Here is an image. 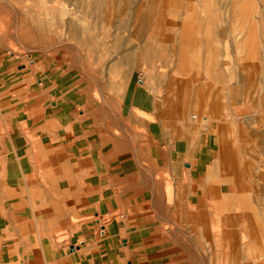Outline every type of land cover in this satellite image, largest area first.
I'll list each match as a JSON object with an SVG mask.
<instances>
[{
    "label": "rangeland",
    "instance_id": "374dc122",
    "mask_svg": "<svg viewBox=\"0 0 264 264\" xmlns=\"http://www.w3.org/2000/svg\"><path fill=\"white\" fill-rule=\"evenodd\" d=\"M0 23L8 30L0 34V83L8 81L0 86L7 122L0 157L18 159L41 206L23 197L20 214L13 201L22 190L8 189L0 255L2 221L14 212L24 221L5 223L12 245L36 234L46 239L49 228L67 253L98 262L146 264L153 256L154 264L162 254L161 264H237L223 203L237 187L246 198L264 199L255 179L264 162L252 148L242 152L240 185L221 182L217 171L209 177L207 169L215 158L225 162L218 123H233L227 138L240 136L244 147L261 132L259 120L245 123L264 122V0H0ZM78 138L93 168L95 144V170ZM18 163L0 168L2 200V190L21 177ZM65 179L70 186L81 180L82 192L106 184L77 195L75 185L61 190ZM80 201L88 206L74 209ZM33 210H53L69 227L44 218L35 225Z\"/></svg>",
    "mask_w": 264,
    "mask_h": 264
},
{
    "label": "crops",
    "instance_id": "0c3cea01",
    "mask_svg": "<svg viewBox=\"0 0 264 264\" xmlns=\"http://www.w3.org/2000/svg\"><path fill=\"white\" fill-rule=\"evenodd\" d=\"M7 83H8L7 79L1 80L0 86L3 85V87H4L5 85H7ZM4 88H6V86ZM4 92H3V94H5ZM3 98H4V96H3ZM4 105H7L6 99L4 100ZM1 118H3V119H1ZM138 119H141V117ZM258 120H259L258 125H259V129L261 130V132L256 133V140L252 139V141L251 140L247 141V143H245L246 147L243 146V144L240 140V136L238 137L236 135L238 138L235 139L233 142H231L230 139L227 138V131L228 130H230V131L232 130L234 132L233 127L230 129V127L233 123L228 122V121L225 123H222V124L218 123V126H220V125L223 126V138L222 139H223V143H224L223 154L225 157V162L223 163V165L222 164L216 165L215 162H216L217 158H215L214 161H210V163L208 165V169H207L209 177L212 176L213 174H215V171H217V173L220 174V176L222 177L221 182H223L225 184L240 185L241 183L245 182L244 180L239 182L238 178L240 175H242L244 173V170H245L247 165L238 163V158L241 156V153L246 151L248 148H252V151L256 152V154L258 155V158H259L258 159L259 163L264 162L263 158L260 157V156L264 155V130L262 129L264 126V122H262V121L260 122V118H256V120L249 118V119H247V123H245V125L247 124V127H250L251 125L255 124V122H257ZM136 121H138V120L136 119ZM6 123L7 122L4 121V115L1 114V116H0V129H1L0 135L3 138L7 134ZM137 123L139 124V122H137ZM191 126H193L194 128L197 127L194 125H191ZM225 127H229V128L226 129ZM81 128H82V124H81ZM63 131H64V129H63ZM2 132H3V134H2ZM236 132H237V130H236ZM110 133H108V134H110ZM58 134L56 136H58ZM150 134H152V132H150ZM53 135H55V134H53ZM100 135L101 134L99 133L97 139L95 140V144L97 143ZM112 135L115 136L114 134H112ZM76 136L79 137V133ZM249 136L250 137L254 136L253 130H251L249 132ZM222 139L219 136V140L222 141ZM4 140H5V138L3 139V141ZM254 141H255V143H254ZM77 142H80L83 146V142L81 141V139L78 138ZM117 142H119V141L117 140ZM95 144L92 145V148L94 150L93 154H95V158L97 159V164H96V167H94V168H93V166H91V164H88V158L87 157H88L89 153H88V151H86V148L83 146L85 148L84 151L86 153L85 154V160H86L87 165L89 166L90 170H95L99 164V159H98L97 152L95 149L96 148ZM122 148L125 150L123 145H122ZM7 151L10 152L11 151L10 148L7 149ZM247 152H248V150H247ZM126 154H127V152H126ZM7 155L5 156V158L0 157V159L2 160V161L0 160V168H2L5 163L8 164V161H12V162L17 161V163H18V159H13V160L7 159ZM128 157H129V155H128ZM129 160H131L130 157H129ZM18 166H19V163H18ZM259 166H261V165H259ZM211 169L214 170L213 173H212ZM18 170L19 171H17L16 174H17V176L19 175L18 176V178H19L21 176L19 173L20 172V166H19ZM0 173H1V171H0ZM10 173H11V170H9V173L7 174V179H9V181L11 182L13 180V177L9 178L8 175H11V176H14V175L12 173L11 174ZM132 174H133V166H132V169L130 172L131 177H132ZM255 179H256V182L262 183L264 185V171L259 167L257 168V170L255 172ZM65 180H66L68 187L65 189H61V185H60V189L61 190H68V189L72 190L71 186L75 185L74 189L79 190V193L77 195H80V194L81 195H83V194L89 195L90 193H94V192L98 193L101 189V186L103 184H106L105 182H103L99 186V188H97L95 191L82 192L83 190H82L81 180H76L74 182V184L71 186H70V184H68V180L67 179H65ZM7 182H8V180H7ZM132 184H133V180H132ZM23 186H25L26 189L28 191H30V193H32V195H23L24 194ZM108 186L110 187V189L112 188V190L115 187V186L112 187L111 185H108ZM8 189L9 190L10 189L22 190V192L20 194H18L16 199L13 201V204H14L16 211L20 212V214L23 213V210H22V208H17V206L19 204L16 205V202L18 200L22 199L23 197L25 198V197L29 196V198L31 200L32 208H33L35 201H37L39 206H40V201H39L40 199H37L33 196L35 191L32 188L26 186V184L24 183V179L21 176L18 179L17 185H11L7 188L5 187V189L2 190L3 200L0 197V210H2V212H4L3 206L5 204H7L6 203L7 200H6L5 195H7ZM236 189H234V190L230 189V191L234 192V193H232L234 195L232 196L231 202H228V203L224 202L223 203V208H224V212H225L224 218H223V223L226 227V229H225V231L227 232L226 237L230 241L229 247H230L231 253L234 256H238V261L236 262L237 264H264V199L262 197L246 198L245 195H240L238 187ZM127 193H129V190L127 191ZM110 194H111V190H110ZM117 195H118V193H117ZM124 195H129V194H124ZM207 195H211L210 192H208ZM103 198H101V199H103ZM101 199H96V201H98V202H96L97 205ZM81 203H82L81 201L77 202L76 207L74 209H77L78 206H83V207L88 206V204L83 205ZM92 204H95V201L92 202ZM74 209L71 212H73ZM52 211L53 210H51V215L49 216V218L44 219L45 221L47 220V222H49V221L55 220L58 223H60L61 225L65 226V227H69V224L67 226V225L61 223L59 221V219L55 218V214H54V212L52 214ZM233 211H238V212H241L242 214H241V216H237V214H233ZM4 214H5V212H4ZM69 214H71V213H69ZM67 218H68V216H67ZM4 221H5V216H4V220L2 222H4ZM40 229L41 228H39L38 232L40 231ZM6 230L7 229H6V226L4 224V230H3V233L1 235L6 238V245L4 247L5 249L2 250L1 255H0V264H39L40 258L38 256V254H36V253L34 254V252L38 253V250H40L42 252L43 259L45 260L46 264H111V263H107L104 261L98 262L95 259L96 257L95 258L93 256L87 257L85 253H80V254L78 253L77 254L76 253L77 251H74L73 253H67L66 249L63 246L58 248L57 244L52 243L51 241H47L46 239H42V240H38L37 238L35 239L34 237H36L37 234L35 236H33V238L27 242L23 241L22 244H19V245L13 244L12 245V244L8 243V236L6 235V233H7ZM44 230L51 231V229H49V228H47V229L43 228V231ZM238 240L241 241V245L239 247L237 245V243L239 242ZM117 246L118 245H116V246L113 245L112 247L117 248ZM108 247H111L109 245V243L107 244V248ZM161 248H163V247H161ZM76 250H78V249H76ZM160 250H162V249H160ZM152 257L149 258V260L146 262V264H152V261H151ZM101 258H103V257H101ZM177 259H178L177 255H175V257L169 258L170 261H172V260L177 261ZM158 260H159V262H154V264H161L162 263V260H163L162 254Z\"/></svg>",
    "mask_w": 264,
    "mask_h": 264
},
{
    "label": "bare ground",
    "instance_id": "6f19581e",
    "mask_svg": "<svg viewBox=\"0 0 264 264\" xmlns=\"http://www.w3.org/2000/svg\"><path fill=\"white\" fill-rule=\"evenodd\" d=\"M62 1H64V0H61V2ZM119 1V0H118ZM63 6V5H62ZM94 6V5H93ZM92 6V7H93ZM89 10V9H88ZM91 14V13H90ZM101 14V13H100ZM65 21V20H64ZM66 27H69V25H67ZM70 28H71V26H70ZM7 32L8 30H7V26H5V24H2V23H0V34L1 33H4V32ZM5 32V33H6ZM4 33V34H5ZM3 34V35H4ZM8 34V33H7ZM3 35H2V37H3ZM11 37V36H10ZM4 38H5V36H4ZM7 39V38H6ZM200 61V60H199ZM11 62H13V60L11 59ZM16 92V91H15ZM175 95H176V93H175ZM178 96V95H177ZM15 97V96H14ZM179 99V98H178ZM209 104V103H208ZM200 124H201V122H200ZM105 159V158H104ZM32 189H33V187H32ZM45 208H47V207H45ZM44 208V209H45ZM43 209V210H44ZM42 210V211H43ZM42 211L41 212H39V211H37V212H35L34 210H33V212H32V218H28V220H31V221H34L35 223V225L36 224H39V222H41L40 221V219L42 220L43 218L44 219H46V218H49V216L51 215V212L50 211H43V213H42ZM43 219V220H44ZM107 219H109L110 220V218H107ZM10 221H13V224H11V225H13L15 228H17V227H19V225L24 221V216L22 217L21 215H18V214H15L14 212H9V213H7V215L5 216V221H4V224L5 223H10ZM8 226V225H7ZM34 226V225H33ZM38 229V228H37ZM98 229V228H97ZM106 231H107V229H106ZM107 234V233H106ZM46 240L47 241H51L52 243H55V244H57V246L59 247L60 246V244H61V239H59L57 236H51L52 234H51V232L49 231V232H46ZM54 235V234H53ZM59 236V235H58ZM64 238V237H63ZM65 239V238H64ZM63 239V240H64ZM9 242V241H8ZM63 243V242H62ZM69 243V242H68ZM47 244V243H46ZM80 244V243H79ZM82 244V243H81ZM80 244V245H81ZM48 245V244H47ZM52 246V245H51ZM88 246V243H87V241H86V243L82 246V252L84 251L83 249H85L86 247ZM61 247V246H60ZM91 249V248H90Z\"/></svg>",
    "mask_w": 264,
    "mask_h": 264
}]
</instances>
